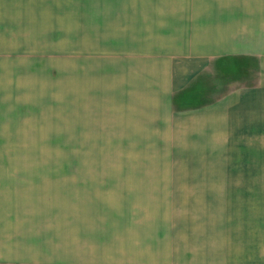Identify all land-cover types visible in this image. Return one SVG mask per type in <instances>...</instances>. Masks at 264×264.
Masks as SVG:
<instances>
[{
  "label": "crops",
  "instance_id": "crops-1",
  "mask_svg": "<svg viewBox=\"0 0 264 264\" xmlns=\"http://www.w3.org/2000/svg\"><path fill=\"white\" fill-rule=\"evenodd\" d=\"M6 1L0 12L22 3ZM158 1L131 0L111 36L129 47L92 75L89 94L121 105L123 132L147 139L157 124L158 140L169 139L161 135L173 130L174 92L221 57L254 58L255 86L222 100L221 113L185 118L208 131L207 164L9 168L0 176V264H264V166L211 163L218 148L230 152L226 142L264 139V0L213 6L190 23L179 22V2ZM231 203L254 211L232 216Z\"/></svg>",
  "mask_w": 264,
  "mask_h": 264
},
{
  "label": "rangeland",
  "instance_id": "rangeland-1",
  "mask_svg": "<svg viewBox=\"0 0 264 264\" xmlns=\"http://www.w3.org/2000/svg\"><path fill=\"white\" fill-rule=\"evenodd\" d=\"M174 1L180 3L179 22L190 23L213 6L224 4L230 8L238 0ZM4 3L7 1L0 0ZM152 4L157 8L160 3L152 0ZM130 5L131 0H22L19 6L15 2L3 5L0 168L8 169L0 170V176L11 173L9 168L16 166L208 163V131L199 134L185 118L218 114L221 112L215 108L222 105V100H240L239 88L254 87L257 82V62L246 56L217 59L213 67L174 92L170 111L175 119L173 130L161 135L169 139L158 140L161 126L153 124L151 132L141 135L147 139L137 140L138 134L123 132L117 124L128 122L119 103H97L95 95L89 94L96 84L94 70L104 69L112 53L129 47L111 36L123 31L120 26L129 18L125 9ZM178 39L184 40L182 36ZM99 59L104 62L102 66ZM226 144L231 145L230 152L225 156L218 148L212 164L264 166V139ZM6 187L4 184L0 191ZM239 204L231 203L226 211L232 216L253 213L250 206L243 204L239 209ZM189 208L183 205L181 209L186 217ZM136 254L147 257L143 251Z\"/></svg>",
  "mask_w": 264,
  "mask_h": 264
},
{
  "label": "trees",
  "instance_id": "trees-1",
  "mask_svg": "<svg viewBox=\"0 0 264 264\" xmlns=\"http://www.w3.org/2000/svg\"><path fill=\"white\" fill-rule=\"evenodd\" d=\"M232 58H234V57H232ZM237 58H240V57H237ZM241 58H243V57H241ZM228 66H231V64L230 63H228L227 64ZM235 66L233 65V68H234ZM237 67V66H236ZM235 67V68H236ZM217 68L220 70V66L219 65H217ZM235 74H237V71L235 70Z\"/></svg>",
  "mask_w": 264,
  "mask_h": 264
}]
</instances>
